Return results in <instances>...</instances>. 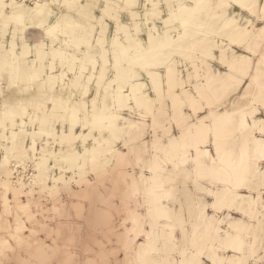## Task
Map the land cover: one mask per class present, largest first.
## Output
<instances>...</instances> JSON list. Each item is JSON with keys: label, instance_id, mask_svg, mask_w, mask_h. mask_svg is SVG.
<instances>
[{"label": "rangeland", "instance_id": "obj_1", "mask_svg": "<svg viewBox=\"0 0 264 264\" xmlns=\"http://www.w3.org/2000/svg\"><path fill=\"white\" fill-rule=\"evenodd\" d=\"M36 1L31 0L28 8ZM46 1L50 4L44 21L29 16V11L24 25L12 29L14 36L0 33V264H94L97 259L114 264H187L197 254V247L190 242L195 223L203 216L214 218L221 226L213 246L202 250L203 258L211 254L228 259L234 254L223 235L237 217L244 220V246L250 249L255 244L254 259L258 261L264 231L260 204L264 197L259 183L249 181L254 187L241 190L250 194V200L255 191L254 202L238 201L210 209L225 185L212 174H200L204 163L196 162L194 154L183 161L181 146L175 154V146L165 143L168 133L178 135L173 132L174 123L192 115L204 120L218 109L239 112L249 109L252 98H258L257 88L249 94L248 84L232 88L231 77L225 80L219 76L228 75L231 59L227 53L219 56L214 47L217 42L227 47L237 31L229 26L227 15L236 10L237 25H242L247 24L244 16L252 18L251 12L238 3L230 9L220 7L227 0H209L208 5L201 0L204 7L187 14L178 5L193 6L199 0H164L174 5L173 19L162 15L159 21L149 23L153 19L150 7L146 15L138 8H127L129 0H104L110 7L101 31L98 25L103 10H94L89 16L78 6L88 0ZM206 12L215 16L207 18L210 14ZM191 13L199 14L201 26H188L185 34L174 32L183 30L179 18ZM55 14L61 15L59 29L41 27L52 23ZM251 20L264 24L259 18ZM155 23L162 28H156ZM150 34L152 50L139 48L146 45ZM250 37L255 54L259 40ZM198 38L206 39L203 45H187ZM243 45L235 46L249 54L248 45ZM158 49L162 51L156 55ZM209 52L215 59L209 58ZM143 54L145 57L140 56ZM136 56L145 63L140 58L136 62ZM151 72L161 74L155 78L160 80L156 85ZM214 74L217 81L206 98L199 97L203 105L193 113L182 102L190 100L194 92L189 90L186 96L183 90H196V85L204 88ZM138 78L149 83L152 96H142L136 105L124 94ZM115 90L121 91L120 98L112 93ZM174 100L178 104L174 105ZM50 101L56 103L58 127L51 122V110L41 107ZM93 105L98 113L117 115L103 126L107 134L100 128H84L86 119L93 123L88 119ZM255 111L264 118L259 107ZM74 112L78 114L75 123ZM166 116L169 129L163 125ZM133 121L136 124L131 126ZM226 134L223 145H238L244 139ZM124 144L132 146L130 153L125 152ZM205 146L213 148L214 139ZM5 185L13 191L5 193ZM155 193L161 198H154ZM5 196L10 202L7 205ZM158 208L172 210V218L165 216L164 209L159 213ZM249 255L248 251L241 254L242 258Z\"/></svg>", "mask_w": 264, "mask_h": 264}, {"label": "snow or ice", "instance_id": "obj_2", "mask_svg": "<svg viewBox=\"0 0 264 264\" xmlns=\"http://www.w3.org/2000/svg\"><path fill=\"white\" fill-rule=\"evenodd\" d=\"M31 0H21V2H17V0H10V2H6V0H0V33L4 36L15 35V32L12 31L13 28L20 29L25 23L26 14L31 12H38V14L43 15L45 10L48 8V4L44 2H36L32 6L31 9L28 8V4ZM233 3H238L241 8H247L248 12H251L253 20L259 18L261 23H264V0H251V3H242L241 0H227L226 3L220 5L222 8L230 9ZM56 5L53 4V7ZM66 7L68 5H65ZM81 9L86 10L89 16L92 14L94 10L102 9L103 15L100 17L99 27L100 30L103 31V22L107 18L108 10L110 5L104 3V0H88L86 4L78 5ZM127 8H138L144 11L147 15V10L150 7L152 9L151 16L152 20L148 21L152 23L153 21H159L162 15H166L168 20L171 21L173 19L172 8L174 5L171 3L165 4L164 0H158V2H154L151 4L145 3L144 0H129L126 5ZM193 7H200V5H193ZM163 9H167L163 11ZM10 13V15H9ZM127 19V16H125ZM111 22V21H109ZM233 25L238 24L239 22L233 19ZM41 27H48L47 24H42ZM59 29L60 24L57 23L55 26ZM186 29V25L183 26ZM242 33L243 37L247 36H257L259 40V49L255 51L252 47H249L248 57L236 56L231 52L229 48H225L221 45H215L214 47L219 49L218 55L224 57L227 53L232 56L231 62L228 64V76L222 77L225 80H228L231 77V87L235 88L238 84H248L249 94L252 93L254 88L258 89V98H252V103L248 106L249 111L246 112L244 110H240L239 112H233L231 115L234 117V121L230 124L233 135H247L251 138L250 142L256 145V155L253 156L249 154L247 161H244L243 154L240 156L241 163L244 164V174L238 179L235 184L236 189L247 188L251 189L254 187L253 184H250L249 181H254L259 183V192L260 196L264 197V121H260L259 126H257L255 120L249 121L248 115L249 112L252 115H255V110L259 107L260 112L264 115V27L259 28L255 32H250L247 27L244 29L238 30V35ZM51 35V32H49ZM230 45L240 44L243 47L242 37H232L229 40ZM139 48L146 47L149 51L152 50V39L151 34L147 38L146 45L140 44ZM127 55V52L125 53ZM210 59H215L212 56L211 52L208 53ZM220 63H224V60L221 59ZM253 68L256 69L253 72ZM109 76H113L112 72H109ZM134 79V77H133ZM115 83V80L113 81ZM127 87V85H125ZM179 90V89H178ZM243 90V89H241ZM143 89H141V94ZM142 95H133L129 94L128 100L130 103L134 102V104L138 105L141 102ZM188 107L191 108L193 113L199 110V107L203 105V101L199 99V91L197 90L191 96L190 100L183 101ZM41 107L45 108V110H51V122L59 126V120L56 118V103L55 101L46 102ZM175 107V106H174ZM87 109V105L84 106ZM170 112L172 109L169 110ZM78 114L76 112L73 113V121L74 123L77 120ZM93 121L90 125L87 122V119L84 122V128L95 130V126L100 125V131L103 134L105 133L103 125L107 123V118L103 113H98L95 105L92 106V115L88 118ZM178 135L173 136L172 133H168L165 137V143L170 145L181 146L182 148V156L181 159L186 160L187 157L195 155L196 162H201L205 165L210 164L213 168L216 166L217 161L221 159V150L220 143L222 140V129L220 124L215 120L214 117L208 116L207 119L201 120L199 117L192 115L190 118H185L184 121L180 124H173V132H177ZM259 135V139H254L255 135ZM215 139L217 144V152L215 153L216 159H213L207 152L202 151L203 147L206 144H210L212 140ZM35 144V140L32 141ZM123 143V140L121 141ZM79 148V145H77ZM132 146L129 144H124V150L126 153L131 152ZM3 151L6 153L7 148H4ZM8 157L5 155V161L7 162ZM20 192L21 195L24 193L20 189H16ZM3 191L5 193H11L13 191L11 186L5 185L3 187ZM253 195H255V191H253ZM10 203L7 200V196H5V204ZM260 204L262 208H264V199L260 200ZM29 205H25L24 208L28 209ZM219 207H227V205H220L219 203H215L209 206L210 209H217ZM27 214V213H25ZM251 243V242H250ZM227 247L231 248L232 245H227ZM250 252V255L247 258L242 259H224L220 260L214 258L211 254H207V258L205 257L204 252H199L196 255V258L189 262V264H264V231L261 232L260 235V250L259 256L260 259L256 261L254 257L257 255L255 244L251 245V248H247L244 245H241L239 248L234 249L236 254H242L244 252ZM4 264H11V262H4ZM63 264H76L75 261H65ZM94 264H114L113 261H102L97 259Z\"/></svg>", "mask_w": 264, "mask_h": 264}, {"label": "bare ground", "instance_id": "obj_3", "mask_svg": "<svg viewBox=\"0 0 264 264\" xmlns=\"http://www.w3.org/2000/svg\"><path fill=\"white\" fill-rule=\"evenodd\" d=\"M204 1L208 5L209 0H204ZM204 1L202 2L201 0H199L196 4L194 2L195 5H200V7L189 6V5H187V3H185L184 5H178L177 8L179 10H183L185 13H187L188 11H189V13H190V11L194 12V11L200 10L201 8L204 7V4H205ZM6 2H10V0H6ZM17 2H19V1H17ZM36 2H44V3L50 4L46 0H44V1L37 0ZM36 2H34V3H36ZM241 2L242 3H251V0H241ZM209 6H212L211 3H210ZM47 11H48V9L45 10V12H47ZM45 12H44V14H45ZM206 13L208 14L209 12H206ZM231 13H233V14L227 15V17L229 16V18L226 17V19H228V21H229L228 24H229L230 27L232 26V27L237 29V31H235V33H233V35H231V37H237V38H241L242 37V43L243 44L244 43L247 44L248 45L247 48L253 46L252 44H250L251 42L253 43V41H250L251 37L250 36L243 37L242 33H240L238 35V30L239 29H244L245 27H247L250 32H255L259 28L264 27V24L261 25L259 23H255L254 21L251 20L252 18L250 19V17L244 16L243 19L247 22V24H243L242 23L243 26L242 25H237V24H236L237 26L236 25L233 26V23H232L233 19H235L237 21V17H234V15L237 13V11L233 10V12H231ZM44 14L41 15V14H38V12H32L29 16H32V17L34 16L38 21H40V20L44 21L42 19L44 17ZM191 14H189L191 16H188V17L187 16H184L183 18L180 17L179 18L181 20L180 23L183 24V25H186L187 27L188 26L190 27L191 25L200 27L201 26L200 24H202V23L200 22V20H197L199 18V14H193V13H191ZM9 15H10V13H9ZM213 16H215L214 13H212V15L210 14L209 17L207 15V18H211ZM60 18H61V15L55 14L53 22L49 23L48 27H46V28H48V30H53L54 28H56L55 26H56L57 23H59V24L62 23ZM66 18H71V17H66ZM155 24H156V28H162L161 25H159L157 23H155ZM187 27H186L185 30H184V27H183L182 28L183 30H179L178 29V30H176L174 32H177L178 34L179 33L180 34H185L187 32V30H188ZM205 40H206L205 38H198L195 41L192 40L191 42H187V45H189V47H195L197 43L201 44ZM227 44H228L227 47L226 46H224V47L225 48H229L231 50V52L234 53L236 56L248 57V55H249L248 53L241 52V51L237 50L235 45H230L229 43H227ZM201 45H203V44H201ZM217 45H219L218 42H217ZM236 45L241 46L240 44H236ZM254 50H256V49H254ZM161 51L162 50L158 49V51H155L156 52L155 54L157 55ZM146 53L147 52L145 51L144 54H146ZM152 53H154V52H152ZM144 54L140 55V56L145 57ZM127 55H128V53H127ZM133 55H135V54H133ZM133 55L131 54V56H133ZM140 56L139 57L136 56L137 57V59H136L137 61L135 60L136 62L141 60ZM136 57H134V58H136ZM230 59L232 60V56H230ZM147 60H148V58H147ZM141 62H144V61L141 60ZM144 63H143V65H145ZM153 63H154V61H153ZM148 64H150V63H148V61H147V65ZM125 71L128 73L130 71V69L128 67H126ZM150 74H151V76L153 78V81H152L153 84L158 83L160 81L159 79H155V78H159L160 77V75H161L160 73L157 74L155 72H151ZM169 75H170V73L168 74V76ZM219 76H221V78H222L223 74H219ZM217 79H218L217 75L214 74L212 79L209 80V83L207 84V82H206V85H205L204 88L201 87L200 85H196L195 88L198 87V89L193 90L191 88L190 89L189 88H187V89L185 88L183 90V92L186 93V96H187V92H189V90H191L192 92H196L198 90L199 91V97H201V99H204V98H206V95L213 88V86H214L213 82L217 81ZM225 82H227V81H225ZM227 83H229V81ZM130 85H131L130 89L125 90V91H127V93L124 94L125 96H129L130 93H132L133 95H142V96H145L147 98L152 96L151 93H150V88L148 87L149 83L147 81H144V80L138 78L134 82L130 83ZM141 89H143L142 94H141ZM159 89H160V86H159ZM112 93H115V96H117V97L119 96L118 98H120L122 96L121 91H116L115 90ZM175 104H178V102H176V100H174V105ZM74 109H75V107H74ZM23 110H24V108H23ZM242 110H244L246 112L249 111L248 108H245V109L242 108ZM135 114H137V112H135ZM231 114L232 113H229V111H226V110L222 111V110L218 109V110L211 111V116L214 117L215 120L221 126L222 136H225L226 132H228L226 135L230 134V132L232 134L231 127H229V128L227 127V125L229 123H232L234 121V117H232ZM104 116L107 118V123H105L103 126H107V124L111 123L113 121V119L117 115L116 116L104 115ZM118 116H120V114H118ZM165 118H166V120L163 121V125L167 129H169V127L167 126L168 125L167 116ZM248 120L249 121L255 120L257 126H259L260 121H264V118L259 116L257 114V112L255 111V115H252L249 112ZM130 124L132 126V125H135L136 122L133 121ZM95 127L96 128H100V125H97ZM108 128H110V126H108ZM115 129H116L115 127L111 128V130H113V131ZM95 130L99 131V129H95ZM232 136H234V135L232 134ZM242 137L244 139L238 145H235L234 143H232L229 146L226 145V144L223 145L222 143L220 144L221 159L217 161V167L215 166L213 168L212 166L209 167L208 165L200 163L201 166H202L201 169H200V174L207 173L206 176L212 174V176L216 179V181L221 182V183H223V185H225L224 187H222V191H219L220 192V196L216 198V200L214 201V204L215 203H219L220 205H225V204H229V203H235V202H238V201L243 202V201L250 200V199L247 198L250 195L248 192H243V191H241L242 188L241 189H236V187H235V184L238 181V179H240L243 176V174H244V164L241 163L240 156L243 154L244 161L246 162L247 159H248L249 154H251L253 156L256 155V145L250 142L251 138L246 136V135H243ZM254 139L258 140L259 136L255 135ZM214 144H215V146L213 148L205 146L202 149V151L207 152L210 156H212L213 159H216L215 153L217 152V144L215 142V139H214ZM32 146H35V145L33 144ZM172 146H175L174 153L178 154L179 153V148H178L179 146H176V145H172ZM236 152H237V154H236ZM195 160H196V158H195ZM183 161H185V160H183ZM154 198L159 199L161 197L157 193H155L154 194ZM255 199H256V196L254 195L253 198L250 201L254 202ZM163 211L165 212V216L167 218H172V210L167 209V208L166 209L165 208H158V212L159 213H161ZM228 214H229V212H228ZM236 218L237 217H235V219H233V221L231 222L230 229L225 227L224 230H225L226 233L223 235V238L225 240V244L232 245L231 248H233V249L239 248L241 245H244V243H245L244 240H243V236H242V231L244 229V224H243L244 220L242 218H238V219H236ZM214 221L215 220L212 217H206V216L204 217L203 216V217H201V220L199 222L195 223L194 232L192 231L193 232V237H191L192 242H190V243H191V246H192V243H193L195 248L197 247V249H196L197 250V254L199 252H203L202 250H204V247L209 246V245L213 246L214 239L218 238V234H219V231L221 229V226L219 225V223H215ZM165 223H166V225L172 226L171 223H169V222H165ZM149 242H151V240H149L147 243H149ZM197 254H195V258H196ZM214 256H216L215 253H214ZM214 258H216V257H214ZM232 259H242V256H241V254H236L234 252V254H232L228 258V260H232ZM220 260H224V259L220 258ZM182 261H184V260H182ZM188 261L191 262V260H188ZM189 262L187 264H189ZM181 264H185V263L181 262Z\"/></svg>", "mask_w": 264, "mask_h": 264}]
</instances>
